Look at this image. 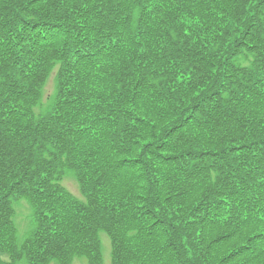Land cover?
<instances>
[{"label":"trees","instance_id":"16d2710c","mask_svg":"<svg viewBox=\"0 0 264 264\" xmlns=\"http://www.w3.org/2000/svg\"><path fill=\"white\" fill-rule=\"evenodd\" d=\"M100 233L264 264V0H0V264H101Z\"/></svg>","mask_w":264,"mask_h":264},{"label":"rangeland","instance_id":"374dc122","mask_svg":"<svg viewBox=\"0 0 264 264\" xmlns=\"http://www.w3.org/2000/svg\"><path fill=\"white\" fill-rule=\"evenodd\" d=\"M53 89V82L50 80L46 92L50 93ZM65 187L74 195L80 197V188L75 180V178L70 175L68 179L64 180ZM19 202H22L20 207L17 209V216L16 218V224L17 226L22 230V232L26 233L31 228V218L27 217L28 215V209L29 206L25 202L24 199L19 200L15 203V207ZM21 231L17 230V243L21 244L23 240L25 239L26 235L22 233ZM100 242H101V251H102V264H110V243L108 238L103 234L100 233ZM19 264H25L24 260H21ZM51 264H59L57 262H53ZM72 264H88L84 258H76Z\"/></svg>","mask_w":264,"mask_h":264}]
</instances>
